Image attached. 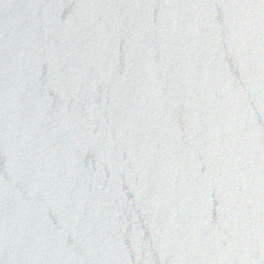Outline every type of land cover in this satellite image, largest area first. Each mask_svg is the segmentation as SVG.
Masks as SVG:
<instances>
[{"label":"water","instance_id":"1","mask_svg":"<svg viewBox=\"0 0 264 264\" xmlns=\"http://www.w3.org/2000/svg\"><path fill=\"white\" fill-rule=\"evenodd\" d=\"M0 264H264V0H0Z\"/></svg>","mask_w":264,"mask_h":264}]
</instances>
